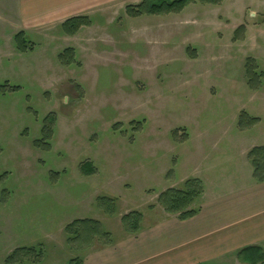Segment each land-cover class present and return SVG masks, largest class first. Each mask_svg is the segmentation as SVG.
I'll use <instances>...</instances> for the list:
<instances>
[{
  "label": "rangeland",
  "instance_id": "1",
  "mask_svg": "<svg viewBox=\"0 0 264 264\" xmlns=\"http://www.w3.org/2000/svg\"><path fill=\"white\" fill-rule=\"evenodd\" d=\"M15 19L0 0V264L17 248L35 250L17 264H59L109 245L128 234L122 216L157 218L159 194L188 179L238 181L245 151L264 145V0L113 10L72 36L26 33L24 51ZM46 117L49 147L35 143ZM83 219L106 235L65 232Z\"/></svg>",
  "mask_w": 264,
  "mask_h": 264
},
{
  "label": "crops",
  "instance_id": "2",
  "mask_svg": "<svg viewBox=\"0 0 264 264\" xmlns=\"http://www.w3.org/2000/svg\"><path fill=\"white\" fill-rule=\"evenodd\" d=\"M13 1L16 36L61 28L73 17L98 15L106 20L113 10L125 11L142 0ZM261 146L245 151V172L238 181L230 177L225 186L218 182L210 186L208 182L213 180L205 176L193 178L203 184L194 217L181 221L164 211L150 221L143 217L136 234L122 233L109 245L90 248L59 264L73 259L82 264H231L238 261L237 254L244 248L264 249V182L255 181L248 159L250 150Z\"/></svg>",
  "mask_w": 264,
  "mask_h": 264
},
{
  "label": "trees",
  "instance_id": "3",
  "mask_svg": "<svg viewBox=\"0 0 264 264\" xmlns=\"http://www.w3.org/2000/svg\"><path fill=\"white\" fill-rule=\"evenodd\" d=\"M197 0H142L137 5L127 6L125 9L126 15L130 18H137L142 15H156L165 13H177L180 12L187 4ZM203 3L218 5L222 0H199ZM91 25V21L88 17H73L65 21L61 29L63 32L69 36L75 35L80 28L88 27ZM241 29V28H240ZM239 28L236 30H240ZM15 42L17 48L21 51L27 49V42L24 40V35L22 32L15 36ZM31 48V47H30ZM63 54H73L72 49H66ZM254 62L247 60L245 70L249 77V81H252L253 75L256 71H253L252 65ZM256 75V74H255ZM252 76V77H251ZM260 76V75H258ZM10 89L8 84L0 85V92ZM247 118L249 121V127L255 124L258 119L250 118L247 114L242 113L240 116V121ZM45 124L42 129L43 139L35 142L38 144L44 143V139H49L52 136V125L54 124V119L46 117ZM49 147V143H44ZM248 159L253 169V178L256 182H264V146L255 147L250 150L248 154ZM83 170V169H82ZM84 173H87L83 170ZM203 194V184L199 179H188L182 183L180 188H168L164 192L160 193L157 198V204L163 209V211L168 214L177 217L179 220L184 221L194 217L198 211L199 207L195 206ZM142 214L137 211L130 212L121 218V223L125 231L134 235L140 230ZM65 232L67 234L74 235L77 238H84L87 240H92L95 238V234H101V225L91 219L75 220L65 227ZM105 236L106 234L103 233ZM69 239V238H68ZM70 238L68 241L70 242ZM109 241V240H108ZM34 248H17L9 254L5 259L6 264H17L29 261V254L34 252ZM238 261L244 264H264V251L260 247H247L242 249L237 254ZM68 264H82L79 259L70 260Z\"/></svg>",
  "mask_w": 264,
  "mask_h": 264
}]
</instances>
